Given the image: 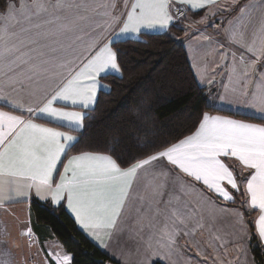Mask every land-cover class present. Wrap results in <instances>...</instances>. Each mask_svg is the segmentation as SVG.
I'll use <instances>...</instances> for the list:
<instances>
[{
	"label": "snow or ice",
	"instance_id": "snow-or-ice-1",
	"mask_svg": "<svg viewBox=\"0 0 264 264\" xmlns=\"http://www.w3.org/2000/svg\"><path fill=\"white\" fill-rule=\"evenodd\" d=\"M173 2L5 0L0 9V102L21 114L0 109V208L27 200L33 191L41 199L51 198L55 204L65 200L80 226L107 248L106 238L110 240L114 233L122 231L123 215L139 201L136 223L139 232L148 230L143 240L145 249L167 262L179 254L178 237L195 236L205 225L196 208L189 207L188 202L180 206L179 195L168 193L167 201L163 200L170 172L163 167L157 169V162H167L225 201L234 202L224 185L236 191H240V185L222 157L235 158L245 170H251L245 183L247 207L260 213L255 228L264 245V123L205 112L191 135L161 146L146 140L138 145L137 156L125 161L119 156L91 151L67 157L77 138L33 118L44 115L60 122L61 127L83 128L85 112L55 107V103L64 101L71 107L92 108L99 90L108 87L101 83L102 74H122L114 38L139 36L143 29H168L177 16L183 15L180 9L173 15ZM175 2L191 10L207 9L205 16L193 24H206L208 17L221 11L237 12L223 29L224 42L200 29L194 31L200 32L197 40L205 42L204 56L213 57L211 73L220 68L226 74L227 83L222 85L224 95L220 98L231 97L230 103H239L264 118V0ZM204 69L209 72L207 63ZM200 79L205 82L204 75ZM206 82L212 84L214 75H208ZM62 157H67L66 163H62ZM58 165L62 172L57 171ZM141 182L146 192L150 190L147 199L134 188ZM177 182L186 195L189 190L195 191L179 176L172 181ZM215 209L212 203L209 216L213 223ZM232 214L241 226V235L236 239H250L243 214ZM161 215L164 222L156 230L154 221ZM22 235L30 237L31 228ZM7 236L5 231L0 245H8ZM234 237V233H214L208 246L214 247L213 241H217L226 254L227 246L235 243L246 264L247 248L236 243ZM26 243L31 248L35 241ZM50 255L55 264H71L72 257L66 253ZM241 255L235 260L240 261ZM216 260L218 264H233L218 254ZM0 264H15L9 247L0 248Z\"/></svg>",
	"mask_w": 264,
	"mask_h": 264
},
{
	"label": "trees",
	"instance_id": "trees-1",
	"mask_svg": "<svg viewBox=\"0 0 264 264\" xmlns=\"http://www.w3.org/2000/svg\"><path fill=\"white\" fill-rule=\"evenodd\" d=\"M4 5L5 0H0V9ZM235 12L233 9L223 13L222 20L218 18L221 15H216L206 27L203 26L204 29L218 32ZM202 14L203 11H189V18L176 20L165 32L144 33L139 39L113 43L120 55L122 74L102 77L110 85V90L100 92L95 107L87 111L82 130L62 127L78 136L67 157L91 151L112 154L128 161L137 156L138 145L146 140L161 146L191 135L205 112L226 113L264 123V120L215 108L209 102L208 89L197 82L185 40L195 33L188 27V20H198ZM214 24L217 27H213ZM231 166L244 187L251 171ZM242 195L237 193V200L226 204L244 211L255 263L264 264V245L260 244L255 228L258 212L247 207ZM31 207L36 226L45 227L52 233V237L71 255L72 264H121L85 234L65 206H57L51 200L32 199ZM152 264L165 263L155 261Z\"/></svg>",
	"mask_w": 264,
	"mask_h": 264
},
{
	"label": "crops",
	"instance_id": "crops-1",
	"mask_svg": "<svg viewBox=\"0 0 264 264\" xmlns=\"http://www.w3.org/2000/svg\"><path fill=\"white\" fill-rule=\"evenodd\" d=\"M225 2L226 0H221L222 4ZM245 2H247V0H245L243 3ZM129 3H131V0H129ZM173 5L181 6L184 9H186L188 12L189 11L190 12L191 11H203L201 18L205 16L206 11H207V9L191 10L189 8H186V6L175 2L174 0L173 4L170 7V11H172L173 15H175V13L173 12ZM119 9H120V6H118V11ZM223 13L225 12L221 11V12H218L217 15L219 14L223 16L222 15ZM236 15H237V12H235L232 16H230L226 20L222 29H218L219 33L210 32L209 30L204 29L203 27L210 23L211 19L213 18L211 16L208 17L206 24H198V23L193 24L192 23L193 21H199L201 18L198 20H188L189 21L188 24L192 25L191 28H193V31L194 29H200L201 31H204L205 34L210 35L213 38L221 42H224V36L222 35L223 29L227 26L228 21L230 19H233ZM173 22H175V19ZM166 30L165 29H155V30L143 29L139 36H136V35L116 36L114 38V42L120 41V40H126V39H139L144 33H161V32H165ZM194 32H195L194 34L186 38L185 48L187 51L189 62L191 64V67L197 79V82L199 83L201 87H204L208 89L209 91L210 104L214 106L215 108L221 109L223 111H227V112L234 113V114H239V115L246 116V117L264 120V118L261 117L260 113L255 112L252 109L246 108L239 103H236V102L230 103L229 100L232 99L231 97H226L225 99L220 98L221 96L224 95V89L222 85L227 83L226 74H222L220 68L216 69L215 74L211 73L210 69L213 66L212 64L213 57L204 56L202 45L205 42L197 40V37L200 35V32H197V31H194ZM218 35L220 37H218ZM205 63H207L209 67L208 73H205V69H204ZM108 74L121 75L120 73H113V72L102 74L101 83L104 85H107L108 87L101 88L99 90L97 94V100H98V97L101 91L110 90V85L102 80V77ZM200 75L205 76V82L201 81ZM208 75H214V82L212 84H208L206 82ZM97 100H96V103H97ZM95 105L92 108H94ZM54 106L55 107H68V110H71V111H83L85 112V116L87 115V111L89 109H92V108L82 109L79 106L71 107L67 105L66 102L64 101H57ZM0 109H3L5 111H13V113L17 115L21 114L20 112L14 111L10 107L5 106L3 102H0ZM208 113L210 115H220V116H227L232 119L245 120L246 122H250V123H262L256 120L246 119L243 117L240 118V117H236V116L226 114V113H216V112L215 113L208 112ZM33 118L35 119V122L37 123L44 124L47 127L58 128L60 131L68 132L78 139L77 134L68 130V129H72V130L74 129L67 125L63 127H67L68 129H64L62 127L54 126L52 124L43 122L40 119L50 121V118L44 115H41L39 117H33ZM50 122L60 125V122H55V121H50ZM82 129L83 128L79 130H82ZM73 155H77V154H73ZM222 159L229 166V168L234 172V175H236V173L234 171V168L231 166V164L236 165V167L239 169L240 168L244 169L243 166L240 164V162L236 160L235 158L222 157ZM61 161L62 163H66L67 158L62 157ZM160 167H163L170 172L168 189L163 197V200L167 201L168 193L179 195L181 198L180 206H182L184 202H188L189 207L196 208L199 211V213L204 217L203 223L205 225L202 229H199L197 231L195 236L185 237L181 235L180 237H178L179 254L173 255L170 261L166 262L158 257L151 256L150 253L146 251L143 240L147 238L148 230L145 229L144 232L142 233L139 232V225H137L136 223V220L138 217V214L136 212V207L139 206V201L135 202L130 207L129 211L123 215L122 221L120 223V227L122 231L114 233L110 240L106 238V243L108 244L107 248L103 247L99 241H97L95 238H93L88 233L87 230H85L84 228L80 226V224L76 221L75 214L67 207L65 200H62L59 204H55V203L54 204L57 206L59 205L65 206L68 213L74 218L77 225L85 232V234L94 243H96L107 255H109L111 258L115 259L116 261L120 262L121 264H144L145 261L147 262V264H152L155 261H162L165 264H203V263L204 264H218L216 260L217 254L220 256L221 259H224L226 261L232 260L233 264H245L244 257L237 251L235 243H230L227 246L228 250L226 254L224 250L219 247V242L217 241H213L214 247H209L208 243L209 241L212 240V236L214 233L220 234V235H223L225 233H234L235 234L234 239L236 240V243H239L241 246H244L247 248L246 264H256L254 256L251 251L250 239H236L241 235L239 232V229L241 226L236 224L235 222L236 217L232 214L235 211H239L240 213L243 214L244 227L246 228L247 233L250 236V228L245 218L244 211L240 207L227 205L226 203H231V202L225 201L222 197H220L215 192L208 190L207 187L203 185L202 182L195 181L193 178L186 176L178 168L168 165L167 162L165 161L157 162V169H159ZM57 171L58 172L63 171L60 165L57 166ZM177 176L181 177L182 180L187 185H190L191 189H195V191L189 190L187 195L181 192L178 186L179 182H177L176 184L172 183V181ZM237 182L240 185V191H236L235 189H232L227 184H225L224 186L232 194L234 201L237 200L236 198L237 193L243 194L241 198L244 199V202L247 205L248 196L245 192V185L243 187L241 184V181L238 178H237ZM134 188L136 189V191L143 194L146 197V199L150 197V190L147 192L144 190L143 182H141L139 185H134ZM243 190L244 192H242ZM32 199H38L40 201L51 200V198L41 199L37 197L33 191L30 198H28L27 200L22 199L19 202L10 203L6 205L5 207L0 208V237L2 239L3 233L6 231L8 233L7 239L9 241L7 246L0 245V248L9 247L11 249L15 264H24L28 255L29 257L31 255L35 256V258L37 257L40 264H55L53 255H50V253L55 254L57 252H60L61 254H64V253L68 255L70 254L64 249L62 245L57 244V240L52 237V233L47 228L38 226V225L36 226L35 221L33 220V216H32V207H31ZM209 201H211L212 203L216 205V209H215L216 219L214 223L209 216V211L212 208V203H209ZM160 207L161 209H163L164 204L161 203ZM221 209H225V211L222 212L220 211ZM257 212L258 214L256 216V220L258 219V216L260 214L258 210ZM163 222H164L163 215L158 216L156 218V221H154V223H156V230H158L163 225ZM37 227H38V232H37ZM28 228H31L32 233L37 235L39 239V242L31 248H29L26 243L27 238H25L22 235V232L26 231ZM39 232L41 234H39ZM214 248H215V251H214ZM237 255H241L240 261L235 260V257ZM205 257H207V259H205ZM71 264H72V261H71Z\"/></svg>",
	"mask_w": 264,
	"mask_h": 264
},
{
	"label": "built area",
	"instance_id": "built-area-1",
	"mask_svg": "<svg viewBox=\"0 0 264 264\" xmlns=\"http://www.w3.org/2000/svg\"><path fill=\"white\" fill-rule=\"evenodd\" d=\"M175 8H178V6H174ZM179 9H183V10H185L183 7H180ZM177 10L178 9H175V12H177ZM176 20H179L178 19V16H177V18H176ZM0 239H1V237H0ZM27 240H34L35 241V244H37L38 242H39V239H38V236L37 235H35V234H33L32 233V235L30 236V237H27ZM34 244V245H35ZM24 264H38V263H36L35 262V256H30V257H28L27 259H26V261L24 262Z\"/></svg>",
	"mask_w": 264,
	"mask_h": 264
},
{
	"label": "rangeland",
	"instance_id": "rangeland-1",
	"mask_svg": "<svg viewBox=\"0 0 264 264\" xmlns=\"http://www.w3.org/2000/svg\"><path fill=\"white\" fill-rule=\"evenodd\" d=\"M177 6V5H176ZM181 6H178V8H175L174 7V5H173V12L175 13V15H176V12H175V9H179ZM182 12H183V15H180V16H178V19H185V18H189V16H188V11L185 9V10H183V9H180ZM224 12H227V13H229V11H224ZM174 15V16H175ZM219 19L220 20H222L223 19V16H219ZM220 27V26H219ZM220 29H222V28H220ZM57 244L58 245H62L58 240H57ZM36 245V244H35ZM28 257H29V255H28ZM27 257V258H28ZM26 258V259H27ZM35 262L36 263H38V264H40L39 263V261H38V259H37V257L35 258ZM204 264V263H203Z\"/></svg>",
	"mask_w": 264,
	"mask_h": 264
}]
</instances>
